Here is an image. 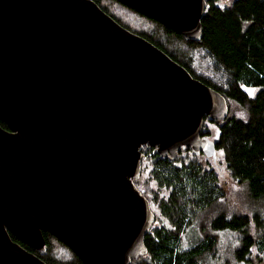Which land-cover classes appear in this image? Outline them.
<instances>
[{"label": "water", "instance_id": "1", "mask_svg": "<svg viewBox=\"0 0 264 264\" xmlns=\"http://www.w3.org/2000/svg\"><path fill=\"white\" fill-rule=\"evenodd\" d=\"M200 40L212 0H117ZM227 98L95 0H0V264H48L44 231L85 264L147 254L143 148L217 159ZM1 122L8 125L2 127Z\"/></svg>", "mask_w": 264, "mask_h": 264}, {"label": "trees", "instance_id": "2", "mask_svg": "<svg viewBox=\"0 0 264 264\" xmlns=\"http://www.w3.org/2000/svg\"><path fill=\"white\" fill-rule=\"evenodd\" d=\"M95 1L124 27L153 42L193 77L223 94L230 109L224 120L205 117L202 136L216 143V160L196 154L191 147L175 158H163L151 146L143 148L142 173L135 183L150 201L156 219L146 235L147 254L131 264H205L206 257L215 253L219 234L227 231L241 236L235 254L241 263L251 262L255 254L264 262V217L258 212L229 215L221 211L207 217L218 203L229 200V181L246 184L251 198L264 209V0L209 1L200 40L117 0ZM110 6L133 17L127 22ZM136 16L153 28L132 25ZM1 125L8 129L5 122ZM193 226L199 234L187 247ZM11 236L48 264H85L48 231H44L46 251Z\"/></svg>", "mask_w": 264, "mask_h": 264}, {"label": "rangeland", "instance_id": "3", "mask_svg": "<svg viewBox=\"0 0 264 264\" xmlns=\"http://www.w3.org/2000/svg\"><path fill=\"white\" fill-rule=\"evenodd\" d=\"M121 16L124 20L128 22L133 16L130 13H127L126 10L117 6L115 9L113 6H110ZM131 23V22H130ZM132 24V23H131ZM137 24L145 25L146 27L153 28V25L147 20L135 17V21L132 25L136 26ZM151 24V25H150ZM236 112L239 115H243V111L235 107ZM228 196L229 200L218 203L207 215V217H214L221 211H225L227 214H254L258 212L261 216L264 217V209L261 208L259 202L253 200L249 194L248 187L246 184H240L238 182L229 181ZM208 220L206 219V227L209 229ZM199 234V230L196 226H193L188 233V241H185V245L190 247L193 244L194 239L196 240ZM241 236L239 233L233 232H222L219 234L218 246L214 254H210L205 259V264H264L259 257L260 255L255 254L252 256L251 262L241 263L236 258V250L240 246Z\"/></svg>", "mask_w": 264, "mask_h": 264}]
</instances>
